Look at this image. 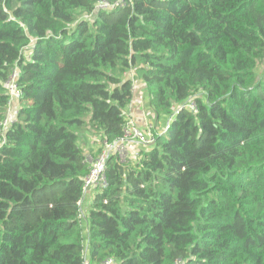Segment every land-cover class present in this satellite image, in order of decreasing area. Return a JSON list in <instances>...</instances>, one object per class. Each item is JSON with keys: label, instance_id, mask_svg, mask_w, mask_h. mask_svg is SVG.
I'll use <instances>...</instances> for the list:
<instances>
[{"label": "trees", "instance_id": "16d2710c", "mask_svg": "<svg viewBox=\"0 0 264 264\" xmlns=\"http://www.w3.org/2000/svg\"><path fill=\"white\" fill-rule=\"evenodd\" d=\"M102 1L118 0H0V123L15 70L21 91L0 145V264H264V0L85 18ZM136 81L157 117L177 114L135 161L108 159L84 247L79 137L121 138Z\"/></svg>", "mask_w": 264, "mask_h": 264}, {"label": "built area", "instance_id": "2783aa9c", "mask_svg": "<svg viewBox=\"0 0 264 264\" xmlns=\"http://www.w3.org/2000/svg\"><path fill=\"white\" fill-rule=\"evenodd\" d=\"M125 1L118 0L114 4H110L106 1H102L97 3L94 13L85 16V18H90L93 14L98 10H108L114 7H124ZM26 58H29L26 55ZM6 94L8 96V104L6 107V111L4 114V118L0 123V127L2 130V136L0 138V145L3 142V133L7 130L10 125L14 122L16 116V109H14L15 103L21 98V91L18 87V73L17 71H13L7 81L4 84ZM182 108L187 109L192 114L196 113L195 104L192 101H188L185 106ZM176 113L165 123L164 132L169 129V125L175 117ZM125 123L122 130V137L117 139L113 143L103 142L101 151L97 157L92 158L91 156L85 155V162L88 165V172L83 180V192L86 194L87 192H99L102 189L106 188V176H105V164L111 156H116L120 162L123 160H128V145L130 143H137L140 145H152L153 138H150L144 133L141 129H139L134 122L124 113ZM127 155V157H126ZM80 212L79 219L80 221L84 218V215L81 212V202L79 203ZM86 249H84V252ZM83 264H88V262H84ZM105 264H114L112 261H108Z\"/></svg>", "mask_w": 264, "mask_h": 264}, {"label": "crops", "instance_id": "0c3cea01", "mask_svg": "<svg viewBox=\"0 0 264 264\" xmlns=\"http://www.w3.org/2000/svg\"><path fill=\"white\" fill-rule=\"evenodd\" d=\"M144 86L140 82H134L132 89V100L128 108L125 110V114L134 122V124L141 129L150 138L153 135H159L165 129V121L156 116L148 105L147 98L143 95ZM18 103H15L14 109H17ZM159 120L163 121V125L159 124ZM79 145L83 148L85 155L95 158L101 151L102 142L101 138L92 134H81L79 137ZM140 144L130 143L128 145V161H135L138 157V146ZM144 147L143 151L149 148L151 145H141ZM94 192H87L84 194V198L81 200V212L84 218L80 221V227L82 231L84 247L87 245V225L86 215L90 204L94 198Z\"/></svg>", "mask_w": 264, "mask_h": 264}, {"label": "rangeland", "instance_id": "374dc122", "mask_svg": "<svg viewBox=\"0 0 264 264\" xmlns=\"http://www.w3.org/2000/svg\"><path fill=\"white\" fill-rule=\"evenodd\" d=\"M128 77L129 78H132V75L131 74H129L128 75ZM159 124L162 126L163 125V121L162 120H159ZM80 146V145H79ZM82 148V147H81ZM83 149V148H82ZM142 149H144V147L143 146H141V145H139L138 146V152H140ZM126 157H127V155H126ZM129 158V156L127 157V159ZM125 160H123V162H124ZM82 239H83V237H82Z\"/></svg>", "mask_w": 264, "mask_h": 264}, {"label": "clouds", "instance_id": "9594fccd", "mask_svg": "<svg viewBox=\"0 0 264 264\" xmlns=\"http://www.w3.org/2000/svg\"><path fill=\"white\" fill-rule=\"evenodd\" d=\"M176 113V112H175ZM191 113V112H190ZM177 114V113H176ZM174 115V114H173ZM172 115V116H173ZM194 115V114H193ZM176 116V115H175ZM167 123V122H166ZM170 126V125H169ZM168 130V129H167ZM167 130L164 132V130L159 134V135H163V134H165L166 132H167ZM96 193V192H95Z\"/></svg>", "mask_w": 264, "mask_h": 264}]
</instances>
